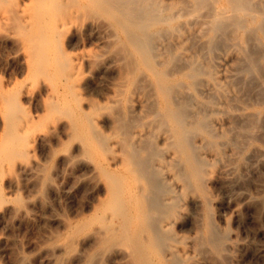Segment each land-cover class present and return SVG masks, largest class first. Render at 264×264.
I'll return each instance as SVG.
<instances>
[{"label": "bare ground", "instance_id": "6f19581e", "mask_svg": "<svg viewBox=\"0 0 264 264\" xmlns=\"http://www.w3.org/2000/svg\"><path fill=\"white\" fill-rule=\"evenodd\" d=\"M8 40L22 79L0 82V164L30 165L43 194L52 187L44 162L89 173L91 212L63 227L59 248L89 233L84 264H197L204 252L223 260L227 236L209 213L187 239L192 249L176 230L185 198L207 201L212 167L262 124L260 111L238 106L237 80H221L215 52L229 47L264 94V0H0V43ZM27 86L36 115L21 102Z\"/></svg>", "mask_w": 264, "mask_h": 264}, {"label": "rangeland", "instance_id": "374dc122", "mask_svg": "<svg viewBox=\"0 0 264 264\" xmlns=\"http://www.w3.org/2000/svg\"><path fill=\"white\" fill-rule=\"evenodd\" d=\"M9 49L11 50V42L9 40L0 43L1 83L3 81V83H6L8 80H14V77L18 81H21L22 79V75L19 74L21 72L19 68L20 66L18 62L15 61V58L13 59V54ZM231 51L228 47V49L223 51V53L220 50H217L215 52V63L217 65V68L220 70L218 71L220 73L219 76L221 77L222 75L223 78H225L223 80V78L221 77V80L224 82L226 79H228L226 81H228L230 85H232V81L233 83L235 82V80L239 81L235 82V86L234 84L231 86V88L234 89V91L232 92L237 96L239 94L240 100H243L239 101L238 106L242 107V110L246 112V114L253 113L256 110L260 111L261 113L259 120H262V124H260L262 127H264V106H262L264 105V94L260 95V93L263 92H258L261 85L259 83L258 85L260 86L257 85L258 81L256 80V82L252 75L249 74V76H247L249 78H245V76L247 75L246 73H242L240 69L238 71L236 70V68L238 69L239 66L237 65V62H235L236 55H234V53ZM10 56L11 58H9ZM17 67L19 70L14 69ZM13 71L16 73L17 77L14 75L15 73ZM237 74L241 77H238ZM250 76L254 80H251ZM244 78L247 79V81H245L247 82V88H245L243 83ZM249 79L250 81H248ZM253 81L256 85L253 84ZM237 83H240L239 85L241 89L239 88V85ZM249 83L251 85H254V87H252L251 85V88L250 86L248 87ZM236 86L237 92L235 91ZM255 86L259 88L258 91L254 89ZM243 87L245 88L244 90ZM31 91L32 87L27 86L26 91H23L22 93V99H20L24 108H26L30 113L32 112V115H36L37 110H34L35 99L33 97H36L38 93L36 92V89H33V92ZM240 91L241 93L243 92V96L245 95L244 99L247 100L243 99ZM252 92L256 94H253ZM30 93L31 95L29 96ZM253 95L255 99L257 98L256 100H258L259 98L260 101L258 100V103L254 100ZM242 102L244 104H241ZM29 108L33 111H30ZM262 117L263 119H261ZM257 126L258 123L256 124V128L254 129L255 132L253 131L254 133L251 132L252 134L250 133L249 135V133L246 132L245 136L247 135V133L249 136H246L247 138L243 137V142H247L248 139L249 141L246 144H243L244 147L241 148L242 151L240 150L239 154H229L224 158L222 162H219L214 167H212V170L216 173H213V177H215L211 178V180H209L206 184V199L207 201L209 200V209H204V203L206 200H203V198L201 199V197H197V195L189 198L192 199L191 201L193 202L192 203L190 201V205L187 201L189 200L188 197H186V200L184 199L185 201H183V203H187L186 205L184 204V209V206H182V214L180 220L181 226L177 228L176 233L177 235L179 233L180 237L184 238L187 249H192L193 246L191 244L192 241L190 242V240L187 239H192L190 238V234H193L191 235V237L196 234L195 232L203 223L207 213L210 214V217L216 229L218 231L220 230L219 232L224 231L223 233H225V235L227 236V245L224 253H227L228 255L226 254V256L223 254V260H221L222 258L220 259V257L217 256H214L215 259H213V255L211 256L209 252H204L200 253L201 255L197 254V264H264V134H262L263 132L261 131L264 128L261 129L260 126L261 130L258 129L257 131V128H259ZM2 127L3 119L0 111V135L2 132ZM56 134V137H54L56 140L64 139V136L61 132L57 131ZM58 134H61V136H58ZM253 134H256V136H258V140L256 139L257 137ZM260 135L262 136V138H260ZM250 136L256 137V140L253 139L254 137L250 138ZM40 143L35 148L31 147V153L34 152L36 158L37 156L38 158H40L39 155L42 152H46L45 150L47 149V144H45V142ZM239 156H242V158H240ZM208 158L210 157L208 156ZM52 161L44 162L45 167L48 165L46 168L48 174H50L52 177V187L51 189L47 190L45 194L40 193L37 189L35 172L31 168H28L29 170H27V167L30 165H27L23 170V167H21V163L19 162V160H16L14 165L6 161L1 162L0 189L1 191L3 190V195H5V197L7 196V201L6 203H3V205L1 204L2 206L0 205V264H22V262L24 263L25 261L26 262L24 264H84V259L87 256V252L90 249L89 247H91L90 245L93 240H89L93 238H88L89 233H87L86 236L81 235L82 237L79 236L75 239L72 248L73 250L60 249L59 244H61L60 241H62L64 236L63 234H65V229L63 227L67 223L77 220L82 216V214L84 216H87L91 212L90 206L91 202H93V192L90 190L91 188H89L88 185H85V183H83V181L89 177V173L87 172L85 174H81L82 171L77 172L76 170H74L76 171L74 172L70 169L67 170L70 172H67L65 171L63 165L55 162L56 160L53 162L58 164L54 165ZM223 162L226 165H224ZM231 167L233 170L231 169ZM84 170L86 169L84 168ZM62 171H64L63 175ZM55 172L56 175L54 174ZM66 174H68V176ZM63 176H65V178ZM17 195H19L22 200V202L18 204L14 200ZM183 211L185 214L183 213ZM196 227L198 228L196 229ZM193 231L194 233H192ZM79 240L81 241L79 242ZM55 244L58 249L56 248ZM75 250H77V252ZM76 253H80V256H75ZM53 254L55 255L53 256ZM70 254H72L73 256ZM209 256L212 258H210ZM222 261L225 263H223ZM110 262L111 264H120V262L114 258L109 259V262L105 261L103 264H110Z\"/></svg>", "mask_w": 264, "mask_h": 264}]
</instances>
